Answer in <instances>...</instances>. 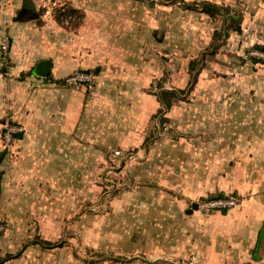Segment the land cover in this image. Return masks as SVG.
Returning <instances> with one entry per match:
<instances>
[{
	"label": "rangeland",
	"instance_id": "obj_1",
	"mask_svg": "<svg viewBox=\"0 0 264 264\" xmlns=\"http://www.w3.org/2000/svg\"><path fill=\"white\" fill-rule=\"evenodd\" d=\"M145 1L152 12L149 43L130 51L128 61L107 66L111 76L88 70L96 82L86 85L69 129L56 127L47 109L25 141L7 128L8 121L21 132L24 123L1 114L0 235L10 248L0 262L207 264L211 229L218 246L235 251L244 233L242 210L264 211V60L249 52L258 43L250 35L264 31V0H220L242 10L247 35L231 31L234 38L201 60L194 89L176 98L165 120L155 92L160 85H187L190 59L201 57L224 20L185 9L180 0ZM58 3L49 9L41 4L39 20L53 15L72 26L77 13L65 0ZM1 63L15 64L10 57ZM221 191L224 197L203 199ZM217 198L236 217L232 226L219 207L207 209ZM193 201L200 206L187 212ZM244 235L252 237L251 251L257 238ZM38 238L61 244L43 247Z\"/></svg>",
	"mask_w": 264,
	"mask_h": 264
},
{
	"label": "crops",
	"instance_id": "obj_2",
	"mask_svg": "<svg viewBox=\"0 0 264 264\" xmlns=\"http://www.w3.org/2000/svg\"><path fill=\"white\" fill-rule=\"evenodd\" d=\"M45 1L50 0H0V116L7 112L12 118L23 122L22 135L17 138L25 141L32 139L29 132L38 128L41 124V116L47 109L52 110L55 121L57 120L55 126L61 129H69L81 112L82 97L87 86L62 83L55 78H63L76 68L94 69L97 72L100 69L103 75L107 71V66L128 61L130 51L137 46L145 45L146 39L149 43L151 37V5L145 0H65L68 10L77 13L78 16L74 22H71L70 27L62 24L53 15L48 21L39 20L37 12ZM213 1L220 3V0ZM21 9H31L36 16L20 19L18 14ZM16 11L18 18L13 19ZM242 19L241 27L244 25V23L242 25ZM219 27L216 26L215 29ZM244 27L247 26L244 25ZM243 30L233 31L237 32L235 37L247 35L246 29ZM231 31L223 38L213 39L212 35L211 43L215 41L220 46L222 42L224 43V39L234 38ZM259 31V34L256 33L250 37L257 38V44H264L263 36L260 34L264 31ZM4 35L10 37L9 57L15 63L14 66L1 65L3 59L1 43ZM42 51H48L49 56L40 55ZM35 57L34 67L29 69L28 63L31 60L34 61ZM46 59L51 60L49 75L51 74L53 78L49 83L40 84V80L46 77L34 73V69L39 62ZM17 72L18 75L19 73L30 74L26 78L19 76L20 78L14 79L12 73L17 74ZM106 74V77L112 75L110 72ZM3 155L2 150L0 161ZM1 181L0 171V194ZM249 202L251 201H245L246 204ZM246 208L242 210L243 213H240L238 225L244 232L242 235L256 236L254 248L251 251L248 248L251 246L252 237L242 236L240 232L239 238H236L237 245H234L239 248L230 251L229 244H225L223 250L215 240L213 228L209 231L210 240L205 246L204 262L207 264H264V211L247 212ZM227 213H224L225 223L232 226L237 219L234 215ZM229 232L233 234L232 230ZM6 237V235H0V254L10 248V244L5 240ZM201 250L203 251L204 248ZM0 264L13 263L11 259H5Z\"/></svg>",
	"mask_w": 264,
	"mask_h": 264
},
{
	"label": "trees",
	"instance_id": "obj_3",
	"mask_svg": "<svg viewBox=\"0 0 264 264\" xmlns=\"http://www.w3.org/2000/svg\"><path fill=\"white\" fill-rule=\"evenodd\" d=\"M180 2H181L180 4L181 7L206 13L211 18H216L217 16L223 17L224 21L221 27L216 28L213 31V39L223 38L225 35L228 36L231 30L232 31L242 30L241 19L243 17V13L241 9H239L238 7L234 5L223 4V3H219L213 0H180ZM256 46L258 48L264 49V44L259 43V44H256ZM208 48L205 51H203L201 57L196 56L190 59L189 64H188V70H189L190 76H189L188 83L185 87H165V86L160 85V88L155 92V94L157 95V99L161 104V106L159 107L158 113L162 115L161 117L162 120H165L168 118L166 113L173 106L176 98L183 99V98H186V96L189 93H191V91L195 87V84L198 80V75L201 71V67L199 63L201 62V60L204 61L206 59L207 54H211V55L215 54L219 48V44L213 41L208 46ZM254 60L258 61L261 59H257L254 57ZM80 69L89 70L85 68H80ZM66 76L63 78L57 77L55 78V80L60 81L62 83L68 82L66 80ZM84 85H91V84H84ZM13 135L16 137H20L22 135V132H15ZM224 196H225V192L221 191L217 193L216 195H209L208 197H203V199L213 198V197L221 198ZM219 209L223 213H226L228 210V207H219ZM36 241L39 242L43 247H53V246H57L61 244V242L53 241L51 239H39L38 238L36 239ZM9 256H12V255H9Z\"/></svg>",
	"mask_w": 264,
	"mask_h": 264
},
{
	"label": "built area",
	"instance_id": "obj_4",
	"mask_svg": "<svg viewBox=\"0 0 264 264\" xmlns=\"http://www.w3.org/2000/svg\"><path fill=\"white\" fill-rule=\"evenodd\" d=\"M60 1H57V0H50L49 2L45 1V2H43V5L47 6V9H49V8L56 6V5L60 6V4L58 3ZM61 6H63V5H61ZM62 8H64V7H62ZM1 51H2L3 58L8 59L9 52H10V37L8 35H4L2 38ZM249 52H250L251 57H255L257 59L264 60V49L257 47V48L251 49ZM66 80L70 83H76V84H82V83L93 84L96 82V77H95L94 73L91 71L76 68L66 76ZM7 124H8V126H7L8 130L9 129L11 130L10 134L13 135L15 133L16 128L14 126H10L8 121H7ZM226 204L227 203L225 201L217 198L215 200L207 202L206 206H207V209L209 210L210 208L221 207V206L226 205ZM3 228H4V224L0 221V230Z\"/></svg>",
	"mask_w": 264,
	"mask_h": 264
},
{
	"label": "water",
	"instance_id": "obj_5",
	"mask_svg": "<svg viewBox=\"0 0 264 264\" xmlns=\"http://www.w3.org/2000/svg\"><path fill=\"white\" fill-rule=\"evenodd\" d=\"M35 16H36V13L31 9H21L18 14V17L20 19H27V18L35 17ZM50 70H51V60L46 59L37 64V66L34 69V73L47 76L49 75ZM199 206H200L199 201H193L192 206L188 208L187 211H191L194 208H198Z\"/></svg>",
	"mask_w": 264,
	"mask_h": 264
}]
</instances>
